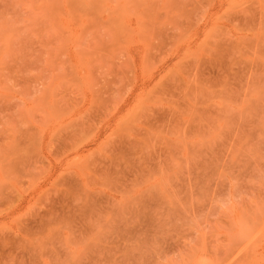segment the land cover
I'll use <instances>...</instances> for the list:
<instances>
[{"label": "rangeland", "instance_id": "1", "mask_svg": "<svg viewBox=\"0 0 264 264\" xmlns=\"http://www.w3.org/2000/svg\"><path fill=\"white\" fill-rule=\"evenodd\" d=\"M0 264H264V0H0Z\"/></svg>", "mask_w": 264, "mask_h": 264}]
</instances>
